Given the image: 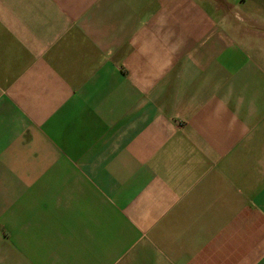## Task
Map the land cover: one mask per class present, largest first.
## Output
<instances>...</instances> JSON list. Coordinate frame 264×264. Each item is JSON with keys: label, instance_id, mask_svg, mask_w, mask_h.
Masks as SVG:
<instances>
[{"label": "crops", "instance_id": "1", "mask_svg": "<svg viewBox=\"0 0 264 264\" xmlns=\"http://www.w3.org/2000/svg\"><path fill=\"white\" fill-rule=\"evenodd\" d=\"M0 264H264V0H0Z\"/></svg>", "mask_w": 264, "mask_h": 264}]
</instances>
